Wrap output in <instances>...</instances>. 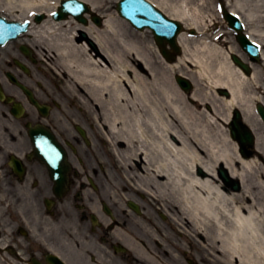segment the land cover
Segmentation results:
<instances>
[{"label": "bare ground", "instance_id": "bare-ground-1", "mask_svg": "<svg viewBox=\"0 0 264 264\" xmlns=\"http://www.w3.org/2000/svg\"><path fill=\"white\" fill-rule=\"evenodd\" d=\"M60 1L0 0L21 20L57 11ZM80 1L89 5L90 14H103L101 27L47 15L29 33L52 75L107 133L113 152L127 162L122 164L123 178L155 209L134 218L123 231H192L183 235L196 240L197 252L208 264H264L261 137L256 143L261 155L245 158L221 125L228 123L232 109L239 108L244 122L254 128L256 97L248 85L257 79V70L246 76L232 59L245 57L232 47L223 48V29L202 11L206 0L195 10L185 0V8L175 5V10L156 4L180 21L185 32H198L195 38L178 36L181 53L174 62L167 61L155 44H147L144 31L133 33L124 20L105 10L104 0ZM225 1L228 11L247 24L249 38L264 44V0ZM78 32L87 40L77 38ZM260 58L264 61V51ZM176 75L193 84L189 95L176 83ZM219 89L227 90L229 98H217ZM220 167L240 182V190L222 182ZM160 214L169 219L172 230L162 226ZM114 231L121 230L116 226Z\"/></svg>", "mask_w": 264, "mask_h": 264}, {"label": "flooded vegetation", "instance_id": "flooded-vegetation-1", "mask_svg": "<svg viewBox=\"0 0 264 264\" xmlns=\"http://www.w3.org/2000/svg\"><path fill=\"white\" fill-rule=\"evenodd\" d=\"M26 42L18 38L0 47V82L15 93L18 89L6 73L29 76L31 72L22 69H37L35 49ZM32 85L42 91L39 83ZM8 129L1 133L8 134ZM11 137L0 140V241L13 252L14 264H48V256L56 259L55 264H144L137 256L130 257L129 248L145 246L146 233L112 231L109 225L97 231V218L109 219L114 200L112 174L106 166L109 155L101 141L90 134L87 142L78 135L72 141L60 137L68 164L67 185L58 197L48 167L26 159L32 150L29 140ZM13 155L22 161L21 180L10 164ZM6 229H12L10 236Z\"/></svg>", "mask_w": 264, "mask_h": 264}, {"label": "rangeland", "instance_id": "rangeland-1", "mask_svg": "<svg viewBox=\"0 0 264 264\" xmlns=\"http://www.w3.org/2000/svg\"><path fill=\"white\" fill-rule=\"evenodd\" d=\"M152 3H154V4H157V5H160L159 3H161L162 4V7H163V9H164V7L165 8H170V9H172V10H175L176 9V6L177 5H181V8H185V4L182 2V0H150ZM186 1V4L188 5V6H190V9L191 10H195V9H197L198 8V5H201V1L202 0H193V2H189L188 0H185ZM104 2H105V4H107V5H109V7L111 8L112 6H114L115 5V3H117V0H104ZM221 2H223V1H221ZM262 3H263V7H264V1H262ZM176 5V6H175ZM218 5V2H217V0H206V5H204V6H202L201 8H202V11H204V15L205 16H210V18H212V19H215V21H217V23H219V24H223V20H222V18H220L221 16H220V14H219V12H217L216 11V6ZM225 5V4H224ZM161 7V6H160ZM165 11V10H164ZM207 18H209V17H207ZM216 23V22H215ZM128 26H130L129 24H128ZM129 28V27H128ZM223 30L225 31V39H226V41H227V45L225 46V47H223V48H230V47H232V49H234L235 51H237L238 53H240L241 54V50L239 49V47L237 46V42L235 41V38H234V35H233V33H231V32H229V31H227V29H226V27H225V25H223ZM130 30L133 32V33H137L134 29H132L131 27H130ZM145 35H146V42H147V44L148 45H152V44H154V40H153V37H152V34H151V32L150 31H145V33H144ZM77 38H81L80 37V33L78 32V37ZM191 38V37H190ZM38 45H39V43H38ZM187 67L188 68H190L191 66L188 64L187 65ZM41 69H48L47 68V64L43 61V65H41ZM185 69V68H184ZM58 81V80H57ZM54 83V82H53ZM52 84V83H51ZM54 87H52V89H53ZM215 96H217V95H215ZM69 100H71L70 99V97H69ZM219 102L220 101H218V103H216L217 105H219ZM211 108V107H210ZM205 109L207 110L208 109V105H205ZM222 109V108H221ZM220 112H222L223 113V111L222 110H219ZM222 125V124H221ZM222 129H224V130H228V128L226 127V125H222ZM145 207H146V209L149 207V206H147L145 203H142Z\"/></svg>", "mask_w": 264, "mask_h": 264}, {"label": "water", "instance_id": "water-1", "mask_svg": "<svg viewBox=\"0 0 264 264\" xmlns=\"http://www.w3.org/2000/svg\"><path fill=\"white\" fill-rule=\"evenodd\" d=\"M123 5H125L126 7H127V2H123ZM65 8H66V6H65ZM126 13V12H125ZM62 14H60V15H58L57 16V18L58 19H60V18H62ZM81 21L84 23V20H82L81 19ZM145 25H146V23L145 22H143ZM230 23L231 24H233L234 26L236 25L237 26V22H235V21H232V20H230ZM153 27H155V26H153ZM156 38H157V41H158V43H160V44H162V43H164L166 40L174 47V38L173 37H171V33H170V35H167L166 33H162V34H160V33H158V34H156ZM167 38V39H166ZM239 41L242 43V44H247L248 46H252V45H250V43L248 42V41H246V40H244V39H242V38H239ZM234 61L238 64V60L237 59H234ZM181 84L183 85L184 83L183 82H181ZM246 136L247 137H249L247 134H246Z\"/></svg>", "mask_w": 264, "mask_h": 264}]
</instances>
